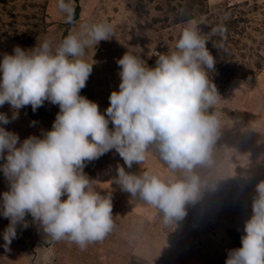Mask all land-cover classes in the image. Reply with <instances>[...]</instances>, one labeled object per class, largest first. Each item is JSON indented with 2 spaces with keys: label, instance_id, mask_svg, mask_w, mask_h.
I'll return each mask as SVG.
<instances>
[{
  "label": "clouds",
  "instance_id": "obj_1",
  "mask_svg": "<svg viewBox=\"0 0 264 264\" xmlns=\"http://www.w3.org/2000/svg\"><path fill=\"white\" fill-rule=\"evenodd\" d=\"M58 9L66 22L73 20L65 0H58ZM212 31L223 35L226 29ZM113 33L108 22L85 23L56 46L48 39L29 50L17 45L0 60V106L12 109L11 118L0 112V124L17 119L29 105L33 112L46 101L59 107L51 130L42 136L21 142L18 134L0 127V172L8 182L0 195V216L9 221L2 234L6 250L17 238V227H29V215L52 240H67L82 250L103 241L114 228L112 196L94 190L84 168L112 150L128 169L141 166L151 151L178 173L165 179L117 164L111 181L131 200L157 209L165 226H176L187 205L216 190L221 114L215 106L221 97L208 77L217 63L206 46L209 40L186 27L174 50L159 54L152 67L125 52L117 60L119 90L111 92L102 114L96 102L80 94L94 64L82 57ZM255 193L242 246L229 251L225 264H264V180Z\"/></svg>",
  "mask_w": 264,
  "mask_h": 264
},
{
  "label": "rangeland",
  "instance_id": "obj_2",
  "mask_svg": "<svg viewBox=\"0 0 264 264\" xmlns=\"http://www.w3.org/2000/svg\"><path fill=\"white\" fill-rule=\"evenodd\" d=\"M65 2L74 10L71 22L58 9V0H0V60L14 46L29 50L45 39L56 46L68 34L79 32L82 24L110 23L112 39L88 47L82 57L94 64L80 94L96 102L103 114L111 92L119 90L117 60L125 52L152 67L159 54L174 50L184 28H194L209 40L206 46L217 61L208 77L221 97L215 106L221 114L218 183L215 191H205L200 200L186 206L187 215L176 226H165L157 209L131 200L111 181L117 164L132 173L147 170L165 179L178 173L151 151L141 166L128 169L112 150L84 168L94 190L112 196L114 228L104 240L82 250L67 240L45 236L29 215V227L18 226L17 238L6 250L2 234L9 221L0 216V264H225L229 251L242 246L255 188L264 180V0ZM221 27L226 29L223 35L213 33ZM221 42L223 47H213ZM0 112L12 117L7 103ZM58 112L59 107L47 101L35 112L29 105L0 127L18 134L22 142L51 130ZM7 190L0 172V195Z\"/></svg>",
  "mask_w": 264,
  "mask_h": 264
}]
</instances>
